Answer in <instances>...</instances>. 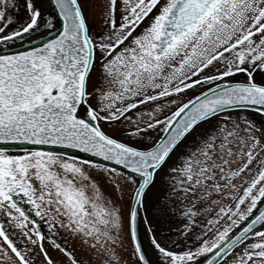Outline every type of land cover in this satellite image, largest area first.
Returning <instances> with one entry per match:
<instances>
[{
	"label": "snow or ice",
	"instance_id": "6c2138e0",
	"mask_svg": "<svg viewBox=\"0 0 264 264\" xmlns=\"http://www.w3.org/2000/svg\"><path fill=\"white\" fill-rule=\"evenodd\" d=\"M241 112L264 117V0H0V264H264ZM154 189L183 207L145 246Z\"/></svg>",
	"mask_w": 264,
	"mask_h": 264
},
{
	"label": "rangeland",
	"instance_id": "374dc122",
	"mask_svg": "<svg viewBox=\"0 0 264 264\" xmlns=\"http://www.w3.org/2000/svg\"><path fill=\"white\" fill-rule=\"evenodd\" d=\"M236 79H241V77H236ZM199 94V92H193V91H189L185 96L181 97V99H184L185 101L188 98H191L193 95H197ZM146 109L141 108L140 111H145ZM172 110H175V106L172 107ZM233 117L235 118V116L237 115V113H232ZM239 115H248L249 118L253 119L255 121V123L259 126L262 122H264V117H261L259 114L255 113H251V112H241L239 113ZM163 118V117H161ZM151 135L153 137H155L157 134L155 132L151 133ZM189 145L192 144V140L191 138L189 139V141L187 142ZM184 149V146H181V149H178L176 153L173 154L172 159L169 160V165L173 164L174 162L178 163V156L180 154V152ZM167 168L168 165L165 166V169L159 174L158 176V183L160 182L161 177H166L168 175L167 173ZM166 187V184H165ZM157 200H156V194H155V189L153 190V193L151 194V199L147 200L145 202V207L147 209V211H145L144 209H141L142 212V216H143V220L145 219V217L153 223V225L157 228V236L158 238L162 239V240H166L167 236L170 234L169 230L170 228H175L178 226L179 224V220L181 219V217L179 216V211L180 209L183 207L182 205L176 204L172 207H174L177 211V215L175 217L171 216V211L172 208H168L166 209V211L169 213L168 217H165L161 214V212L159 211V209L156 206ZM205 218L204 215L200 216V220H203ZM199 222V221H198ZM147 227V225H145ZM163 234V235H161ZM173 238L175 239V234H172ZM179 250V249H176Z\"/></svg>",
	"mask_w": 264,
	"mask_h": 264
},
{
	"label": "water",
	"instance_id": "95a60500",
	"mask_svg": "<svg viewBox=\"0 0 264 264\" xmlns=\"http://www.w3.org/2000/svg\"><path fill=\"white\" fill-rule=\"evenodd\" d=\"M54 23L56 25V28L59 29V27H60L59 20L58 19L54 20ZM37 43H39V42H37ZM29 46L30 45H28L27 43L25 44V48H27ZM104 163L108 164V166H110V167L112 166L109 162H104ZM259 207L264 208V204H260ZM143 221L144 220H143L142 212L140 211V215L138 216V221H137V223H138V234H139L141 241L145 242V246H147L146 245V226L143 223ZM39 226L44 233H47V225L43 221L39 222ZM18 241H20L19 238H17V243H19Z\"/></svg>",
	"mask_w": 264,
	"mask_h": 264
},
{
	"label": "flooded vegetation",
	"instance_id": "af4514ba",
	"mask_svg": "<svg viewBox=\"0 0 264 264\" xmlns=\"http://www.w3.org/2000/svg\"><path fill=\"white\" fill-rule=\"evenodd\" d=\"M20 240V239H19ZM19 243L21 242V241H18ZM23 246V245H22ZM46 246H47V243H46Z\"/></svg>",
	"mask_w": 264,
	"mask_h": 264
}]
</instances>
